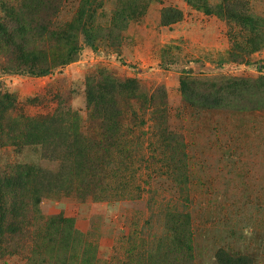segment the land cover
Returning a JSON list of instances; mask_svg holds the SVG:
<instances>
[{"label": "rangeland", "instance_id": "374dc122", "mask_svg": "<svg viewBox=\"0 0 264 264\" xmlns=\"http://www.w3.org/2000/svg\"><path fill=\"white\" fill-rule=\"evenodd\" d=\"M0 264H264V0H0Z\"/></svg>", "mask_w": 264, "mask_h": 264}, {"label": "trees", "instance_id": "16d2710c", "mask_svg": "<svg viewBox=\"0 0 264 264\" xmlns=\"http://www.w3.org/2000/svg\"><path fill=\"white\" fill-rule=\"evenodd\" d=\"M172 10H167L164 12V16H167L169 18L171 16Z\"/></svg>", "mask_w": 264, "mask_h": 264}]
</instances>
